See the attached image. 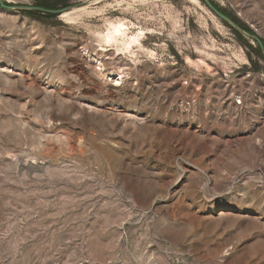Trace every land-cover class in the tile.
Returning a JSON list of instances; mask_svg holds the SVG:
<instances>
[{"label":"rangeland","instance_id":"374dc122","mask_svg":"<svg viewBox=\"0 0 264 264\" xmlns=\"http://www.w3.org/2000/svg\"><path fill=\"white\" fill-rule=\"evenodd\" d=\"M1 1L85 7L0 4V264H264L259 44L204 0ZM210 2L264 45V0Z\"/></svg>","mask_w":264,"mask_h":264},{"label":"water","instance_id":"95a60500","mask_svg":"<svg viewBox=\"0 0 264 264\" xmlns=\"http://www.w3.org/2000/svg\"><path fill=\"white\" fill-rule=\"evenodd\" d=\"M91 2V1H90ZM89 1L86 2V4L90 3ZM205 4L207 5V7L219 18L221 19L224 23L230 25L235 31L239 32L240 34H242L245 37H248L250 39H252L253 41H256L262 51L263 57H264V45L263 42L261 41V39L253 34H250L248 32H246L243 28H241L237 23H235L230 17H228L227 15H225L224 13H222L220 10H218L211 2L210 0H204ZM0 4L3 8L9 9V10H26V11H36V12H41V13H47V14H55V15H61L65 12L71 11L73 9V7H67V8H63L60 10H50V9H45V8H41V7H31V6H19V7H13V6H7L5 5L1 0H0ZM83 5V4H81ZM80 5V6H81Z\"/></svg>","mask_w":264,"mask_h":264},{"label":"bare ground","instance_id":"6f19581e","mask_svg":"<svg viewBox=\"0 0 264 264\" xmlns=\"http://www.w3.org/2000/svg\"><path fill=\"white\" fill-rule=\"evenodd\" d=\"M89 2H90V0H89ZM90 3H93V2H90ZM90 3H89V4H90ZM83 7H85V6L82 5L81 7H76V8H74V9H72L71 11H73V10H75V9L83 8ZM71 11H68V12H71ZM68 12H65V13H68ZM125 30H126V27H125L123 24L113 25L112 32H113V34H114L115 36H114V35H111V37L109 38L108 41L110 42V40H113V39L117 40V39H116V36H117V35L123 37V36L125 35ZM131 41H132V42H136L137 40H136L135 38L132 37V40H131ZM86 55H87V56H90L89 53H86ZM94 57L97 58L96 55H95ZM96 60H99V61H100L99 58L96 59ZM97 62H98V61H97ZM99 65L103 66V65H102V61H100ZM101 68H102V67H101ZM110 77H111V78H114V80H115L116 78H118V79L115 80L116 85H118L119 82H122L123 79H124V76H123V72H122V71H121V72H117L116 75H115L114 72H111V73H109V74L107 75V78H110Z\"/></svg>","mask_w":264,"mask_h":264},{"label":"trees","instance_id":"16d2710c","mask_svg":"<svg viewBox=\"0 0 264 264\" xmlns=\"http://www.w3.org/2000/svg\"><path fill=\"white\" fill-rule=\"evenodd\" d=\"M41 8H45V9H50V10H51L50 7H46V6H43V7H41ZM217 8H218V7H217ZM218 9H219V8H218ZM219 10H220L222 13H224L225 15L229 16L224 10H222V9H219ZM27 12L35 13L34 11H27ZM36 13H37V12H36ZM229 17H230V16H229ZM230 18H232V17H230ZM232 29H233V28H232ZM244 29H245L246 32H248V33H252L248 28L244 27ZM233 31H234V33H235L240 39H245L244 36H243L242 34H240L239 32L235 31L234 29H233ZM259 56L263 59V56H262L261 53L259 54Z\"/></svg>","mask_w":264,"mask_h":264},{"label":"built area","instance_id":"2783aa9c","mask_svg":"<svg viewBox=\"0 0 264 264\" xmlns=\"http://www.w3.org/2000/svg\"><path fill=\"white\" fill-rule=\"evenodd\" d=\"M235 104H236L237 106H242V105H243V101H242V99H241V98L237 99L236 102H235Z\"/></svg>","mask_w":264,"mask_h":264}]
</instances>
